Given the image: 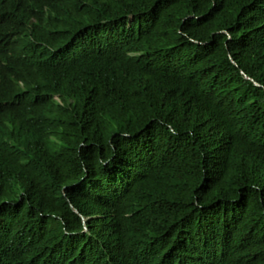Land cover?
<instances>
[{"label": "trees", "instance_id": "16d2710c", "mask_svg": "<svg viewBox=\"0 0 264 264\" xmlns=\"http://www.w3.org/2000/svg\"><path fill=\"white\" fill-rule=\"evenodd\" d=\"M0 264H264V0H0Z\"/></svg>", "mask_w": 264, "mask_h": 264}, {"label": "water", "instance_id": "95a60500", "mask_svg": "<svg viewBox=\"0 0 264 264\" xmlns=\"http://www.w3.org/2000/svg\"><path fill=\"white\" fill-rule=\"evenodd\" d=\"M258 84H260V83H258Z\"/></svg>", "mask_w": 264, "mask_h": 264}]
</instances>
